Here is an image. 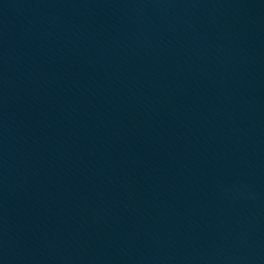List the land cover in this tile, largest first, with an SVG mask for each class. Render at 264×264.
Returning a JSON list of instances; mask_svg holds the SVG:
<instances>
[{"label":"water","instance_id":"water-1","mask_svg":"<svg viewBox=\"0 0 264 264\" xmlns=\"http://www.w3.org/2000/svg\"><path fill=\"white\" fill-rule=\"evenodd\" d=\"M0 264H264V0H0Z\"/></svg>","mask_w":264,"mask_h":264}]
</instances>
